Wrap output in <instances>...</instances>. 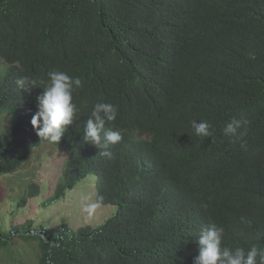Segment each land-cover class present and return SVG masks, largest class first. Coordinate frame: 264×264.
<instances>
[{
	"label": "trees",
	"instance_id": "trees-1",
	"mask_svg": "<svg viewBox=\"0 0 264 264\" xmlns=\"http://www.w3.org/2000/svg\"><path fill=\"white\" fill-rule=\"evenodd\" d=\"M0 59V116L11 118L0 176L46 142L30 121L47 73L64 71L82 86L49 201L95 174L97 196L116 206L77 229L0 222V258L24 264L16 244L36 241L34 264H194L209 223L223 246L264 248V0H0ZM21 77L36 87L19 88ZM100 102L117 107L106 127L123 137L108 149L82 139ZM233 119L250 122L245 147L224 133ZM193 120L214 137L196 136Z\"/></svg>",
	"mask_w": 264,
	"mask_h": 264
},
{
	"label": "clouds",
	"instance_id": "clouds-1",
	"mask_svg": "<svg viewBox=\"0 0 264 264\" xmlns=\"http://www.w3.org/2000/svg\"><path fill=\"white\" fill-rule=\"evenodd\" d=\"M47 76L49 83L44 87L43 93L37 97V111L32 115L30 122L40 140L59 143L67 126L72 124L76 116L77 107L73 102V91L74 88L82 86V81L78 77L69 76L64 71H49ZM16 83L19 88L36 87V81L28 77H21ZM117 111V107L111 103L100 102L94 104L83 131L82 139L84 143L95 145L99 149H108L110 145L119 143L123 138L122 134L117 130L106 127L107 123L115 121ZM3 114L8 115L7 112H3ZM8 117L10 124L11 118L9 115ZM249 123L248 120L233 119L224 128V133L240 140L241 147H245L243 138L248 133L247 125ZM9 124H0V127L6 128ZM191 127L198 137H214L213 131L210 130L211 126L207 121L193 120L191 121ZM101 154L109 159L113 155L110 151H104ZM27 191L28 189L23 197L28 195ZM38 194L37 192L35 195ZM103 199V196H97L96 190V199L86 203L83 210L90 217L93 216L100 208ZM223 233V227L215 223H209L202 228L198 239L199 253L194 258V264H264V248L252 245L245 250L243 247L229 248L223 246Z\"/></svg>",
	"mask_w": 264,
	"mask_h": 264
},
{
	"label": "rangeland",
	"instance_id": "rangeland-1",
	"mask_svg": "<svg viewBox=\"0 0 264 264\" xmlns=\"http://www.w3.org/2000/svg\"><path fill=\"white\" fill-rule=\"evenodd\" d=\"M5 66L0 59V69ZM0 124L8 125L7 114L0 116ZM7 130L0 127V132ZM70 155L68 147H61L55 143L44 142L34 148L26 163L13 174L0 176V222L3 229L8 231L14 226L27 221L35 225L43 224L56 229L63 223H69L76 229L85 225L97 226L116 211L113 204L101 203L93 216H89L83 209L86 203L96 199V175L91 174L70 190L66 196L58 201H49L53 196L56 184L61 180L62 171ZM38 185L33 190L39 194L29 196L25 206L17 207L19 200L26 195L30 183ZM16 244L17 254L22 257L24 264H34L38 257L35 255L36 241ZM3 250H0V255ZM29 260V261H28ZM7 263L2 257L0 264Z\"/></svg>",
	"mask_w": 264,
	"mask_h": 264
}]
</instances>
